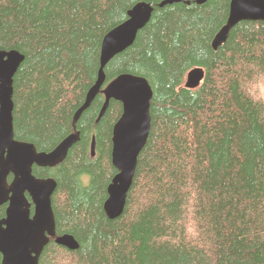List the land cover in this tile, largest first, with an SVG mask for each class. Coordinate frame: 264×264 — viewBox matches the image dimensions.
Returning <instances> with one entry per match:
<instances>
[{"label":"trees","instance_id":"16d2710c","mask_svg":"<svg viewBox=\"0 0 264 264\" xmlns=\"http://www.w3.org/2000/svg\"><path fill=\"white\" fill-rule=\"evenodd\" d=\"M163 1L0 0V49L25 55L14 77L16 139L50 152L80 133L62 163L33 167L57 182V235L79 243L51 238L40 264H264V20L237 23L214 49L231 0ZM139 2L154 6L152 17L107 64L104 86L123 73L145 77L152 125L124 212L110 218L123 105L111 99L100 117L101 91L75 125L74 116L96 83L105 35ZM195 67L205 75L188 88Z\"/></svg>","mask_w":264,"mask_h":264},{"label":"water","instance_id":"95a60500","mask_svg":"<svg viewBox=\"0 0 264 264\" xmlns=\"http://www.w3.org/2000/svg\"><path fill=\"white\" fill-rule=\"evenodd\" d=\"M176 1L179 0H164L160 7ZM207 1L195 0L197 4ZM153 11L152 4L139 2L129 10L124 22L105 35L96 83L89 89L85 102L74 116L75 125L101 91L105 95V102L100 117L106 112L111 99L123 105V113L114 125L112 136V162L118 173L108 186V198L104 204V210L110 218L119 217L124 212L139 155L149 138L154 92L145 77L131 73L120 74L104 86L105 68L116 55L133 45L138 32L150 21ZM243 20H264V0H231L228 20L215 35L213 48L217 49L225 43L232 28ZM24 59L25 55L16 49H0V206L7 204L6 216L0 218L2 264H40L43 250L51 238L69 249L79 247L73 235H57L52 203L57 182L51 177H37L33 167H54L62 163L80 138V133L73 132L50 152L39 151L33 143L16 139L14 77ZM204 75L205 71L201 67L191 69L185 85L197 88ZM95 145L94 136L93 156ZM10 175L13 178L9 183ZM32 204L35 206L34 211Z\"/></svg>","mask_w":264,"mask_h":264},{"label":"rangeland","instance_id":"374dc122","mask_svg":"<svg viewBox=\"0 0 264 264\" xmlns=\"http://www.w3.org/2000/svg\"><path fill=\"white\" fill-rule=\"evenodd\" d=\"M91 146H92V144H91ZM95 146H96V145H95ZM95 155H96V150H95ZM95 155H94V156H95ZM84 177H85V178H84V183L87 184V183L89 182L90 176H89V175H85Z\"/></svg>","mask_w":264,"mask_h":264},{"label":"flooded vegetation","instance_id":"af4514ba","mask_svg":"<svg viewBox=\"0 0 264 264\" xmlns=\"http://www.w3.org/2000/svg\"><path fill=\"white\" fill-rule=\"evenodd\" d=\"M28 198H29L30 201H32L31 197L29 195H28ZM31 208H35L34 204H32Z\"/></svg>","mask_w":264,"mask_h":264},{"label":"bare ground","instance_id":"6f19581e","mask_svg":"<svg viewBox=\"0 0 264 264\" xmlns=\"http://www.w3.org/2000/svg\"><path fill=\"white\" fill-rule=\"evenodd\" d=\"M86 100V99H85ZM114 179V178H113ZM112 182H113V180H112ZM112 184V183H111Z\"/></svg>","mask_w":264,"mask_h":264}]
</instances>
